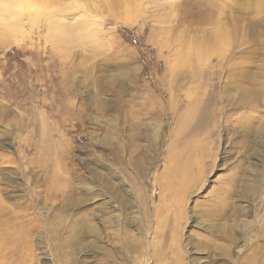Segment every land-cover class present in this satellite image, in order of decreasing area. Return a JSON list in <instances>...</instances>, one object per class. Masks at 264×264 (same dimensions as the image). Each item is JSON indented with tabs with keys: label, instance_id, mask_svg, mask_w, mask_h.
Returning <instances> with one entry per match:
<instances>
[{
	"label": "rangeland",
	"instance_id": "374dc122",
	"mask_svg": "<svg viewBox=\"0 0 264 264\" xmlns=\"http://www.w3.org/2000/svg\"><path fill=\"white\" fill-rule=\"evenodd\" d=\"M0 264H264V0H0Z\"/></svg>",
	"mask_w": 264,
	"mask_h": 264
}]
</instances>
